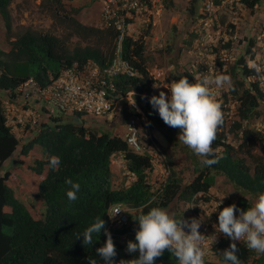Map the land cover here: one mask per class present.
I'll use <instances>...</instances> for the list:
<instances>
[{
  "label": "trees",
  "instance_id": "16d2710c",
  "mask_svg": "<svg viewBox=\"0 0 264 264\" xmlns=\"http://www.w3.org/2000/svg\"><path fill=\"white\" fill-rule=\"evenodd\" d=\"M65 1L42 0V4L53 8L63 16L69 28L83 39H96V46L68 49L65 41L50 34L26 29L15 40L10 42L9 51L0 50V173L3 164L17 152L19 163L27 158L35 147L40 148L43 160H37L29 173L23 174L24 181L37 183V193L44 205L40 218L18 200L13 189L7 184L9 174L0 175V264H103L96 255V248L101 247L106 236L96 234L95 245L84 246L81 239H75L96 217L105 220L107 229L110 224L109 211L112 206L121 204L129 209V225L124 230L111 229L113 243L117 255L116 264H131L133 254L128 253V241L135 240L138 224L135 218L151 207L166 210L175 202L188 205L193 199L210 202V190L216 184L218 176L224 177L233 191L239 195L227 206L235 203L241 210L252 207L251 197L258 198L264 193V162H256L250 168L245 157L251 158L253 150L259 145L264 151V136L256 131L242 127L241 122L258 117V107L264 103V93L257 82H248L255 71L248 68L245 57L253 58V41H249L245 52L230 67L232 87L228 95L238 101L237 116L231 131L240 132L237 145L225 141V135L217 133L211 147L222 159L215 165L202 167L200 161L204 157H193V176L189 183H184L174 169L171 158H168L169 175L153 192L148 175L153 169L152 158L148 154L134 153L124 139L113 135L111 130H100L85 127L83 120L71 122L67 116L59 115L41 119L34 129L25 131L29 140L20 144L11 127L7 124L3 101L12 97L14 91L28 79L35 80L39 86H46L62 70L73 63L83 64L88 60L104 66L114 55L117 33L112 29L87 26L74 18L79 10L71 9L67 13ZM12 0H0V17L9 33L11 16L9 6ZM216 4L218 3L215 0ZM242 6L253 11L264 0H239ZM198 0H191L188 13L196 15ZM151 24L143 31V35L133 40L124 37L121 43V54L135 73L133 77H118L116 86L121 94L132 93L136 107L126 102L121 109L120 119L125 123L130 118H141L145 128L156 131L174 146L179 133L178 128L167 126L158 113L151 108L148 99L154 92L152 87L159 85L148 68L145 39L150 35ZM104 43L101 47L100 43ZM230 45L226 44V48ZM187 76L195 82L187 71L171 73L167 80L175 81ZM116 155L122 156L123 166L134 181L129 186H115L117 175L111 168ZM241 155V156H239ZM52 156L60 158L55 169L49 167ZM245 156V157H243ZM71 179L81 185L77 199L69 201L66 191L70 186L65 183ZM156 196L154 199L153 197ZM196 201V200H195ZM132 211V212H131ZM182 214H174L179 218ZM109 231V230H108ZM125 235L121 241L120 236ZM233 242L224 239L216 247L213 258L205 260L206 264H224L223 252ZM238 256L242 264H264V254L247 252L245 245L237 244ZM155 264H178L177 258L167 250L157 258Z\"/></svg>",
  "mask_w": 264,
  "mask_h": 264
},
{
  "label": "rangeland",
  "instance_id": "374dc122",
  "mask_svg": "<svg viewBox=\"0 0 264 264\" xmlns=\"http://www.w3.org/2000/svg\"><path fill=\"white\" fill-rule=\"evenodd\" d=\"M212 2V6L209 4ZM198 0L196 5V15L189 16L191 0H157L156 7L160 8V15L151 25L150 35L145 39L146 56L148 58V68L159 84L167 82L171 73L182 72L191 69L194 65L196 71L193 79L198 82L203 74L214 76L217 74H227L230 76V67L245 52L249 41H253V58L245 57L246 65L255 61L264 68V2L253 11L246 9L239 0ZM67 13L71 9H78L79 12L74 18L87 26L101 27L100 12L102 4L99 0H71L65 1ZM11 16V30L8 33L0 17V50L9 51L10 42L30 29L36 32L50 33L66 42L68 49L72 51L77 47L96 46V39H83L69 28L63 16L53 8L42 4V0H12L9 6ZM147 22L138 23V29L133 35L138 39L147 28ZM104 47V43H100ZM226 44L230 46L226 48ZM249 68V67H248ZM232 80V78H231ZM248 82H257L264 93V73L247 78ZM162 87V86H161ZM228 88L211 87L214 98L222 104L224 113V123L218 129L219 134L225 135L226 143L237 145V135L240 132L232 130L233 123L239 121L237 116L238 101L228 95ZM160 91L166 90L162 87L153 90V95H158ZM167 94V93H166ZM4 93L0 91V97ZM124 104V103H123ZM123 107V105H122ZM140 112L139 109H136ZM258 117L241 122L242 127L261 133L264 136V103H260ZM121 111L110 113L103 118L86 119L84 126L111 130L113 135L123 138V126L120 119ZM68 119L73 122L72 117ZM139 124V141L144 148V154L152 158L153 169L148 175L149 183L153 188L158 187L169 175L168 158H171L174 169L182 178L183 182L189 183L193 176V157L191 149L183 145L178 140L174 146L156 131L145 128L141 118H134ZM20 144L29 140V134L25 131L15 132ZM13 154L2 166L1 173L8 172L7 184L13 189L18 200L22 202L36 218H40L44 212V205L37 193V183L25 182L23 174L29 173V169L34 167L37 160H43L44 156L40 148L35 147L30 155L19 163V154ZM253 156L245 160L250 168L256 162H264V151L256 144ZM241 156V155H239ZM199 157V156H197ZM111 168L117 175L115 186H129L134 177L128 174L123 166L122 156L116 155L111 162ZM225 196V197H224ZM211 201L206 202L213 206L219 203L227 204L234 201L239 195L233 191L230 184L224 177L218 176L216 184L210 190ZM254 206L257 198H250ZM204 201H194L195 205L204 204ZM189 204L175 202L165 211L170 215L186 213ZM186 209V210H185ZM185 210V211H184ZM132 212V211H131Z\"/></svg>",
  "mask_w": 264,
  "mask_h": 264
},
{
  "label": "clouds",
  "instance_id": "9594fccd",
  "mask_svg": "<svg viewBox=\"0 0 264 264\" xmlns=\"http://www.w3.org/2000/svg\"><path fill=\"white\" fill-rule=\"evenodd\" d=\"M248 67L257 74L264 73V68L255 61L250 62ZM212 86L231 88V77L227 74H203L198 82H190L184 76L168 86L163 85L170 94L160 91L158 95L142 97L148 99L151 108L167 126L179 129L178 140L183 145L190 148L195 155L204 157L200 161L202 167L215 165L222 159L211 147L217 138L218 129L224 123L222 104L214 98ZM154 87L159 88L160 85ZM131 104L135 106V101ZM59 163V157H50V168L55 169ZM65 183L70 186V190L66 191L67 199L76 200L81 185L71 179H66ZM135 221L138 224L135 240L127 243L128 253L134 255L130 260L131 264H155L165 250L177 258L178 264H206L203 247L206 237L199 231L201 219H185L183 214L176 218L160 207H151L138 215ZM105 223L102 217H96L82 233L76 234L75 239H81L84 246H94L97 242L95 235L100 236L103 233L106 240L101 247L96 248V255L103 264H116V248ZM214 228L217 233L231 241H240L243 238L247 249L264 254V193L246 211L241 210L235 203L223 207L218 213V224ZM223 257L224 264H242L235 243L224 250ZM123 262L121 260L119 264ZM91 264H97V261L92 260Z\"/></svg>",
  "mask_w": 264,
  "mask_h": 264
},
{
  "label": "built area",
  "instance_id": "2783aa9c",
  "mask_svg": "<svg viewBox=\"0 0 264 264\" xmlns=\"http://www.w3.org/2000/svg\"><path fill=\"white\" fill-rule=\"evenodd\" d=\"M102 4L100 12L101 27L112 29L117 33L113 57L104 66L88 60L83 64L73 63L72 66L62 70L46 86H39L33 80L28 79L20 85L12 97L3 101L7 124L12 131H27L38 126L41 119L65 115L74 120H86L88 118H103L110 113L121 111L123 103L133 106L132 93L121 94L116 86L118 77L135 76L130 64L123 59L121 54V43L124 37L133 40L138 29V23L154 24L155 19L160 15V8L156 7L157 0H99ZM212 6V2L209 4ZM147 24V27L148 25ZM139 39V38H138ZM196 71L194 65L188 70L192 76ZM174 79H170L161 86L170 85ZM152 87L158 90L162 87ZM164 88V87H163ZM167 94L169 90L164 88ZM123 138L129 148L136 154H144V148L139 141V124L136 119L130 118L123 126ZM162 184V183H161ZM160 184V185H161ZM159 185V186H160ZM151 189L156 192L159 188ZM158 192H156V196ZM154 196L153 199L156 197ZM193 199L189 203V209L183 214V218L201 219L199 231L206 237L203 242L206 255L205 260L213 258L216 247L224 239H229L223 234L217 233L214 225L218 224V213L226 204L213 206L204 204L195 205ZM119 211L116 215L115 213ZM129 209L121 204L112 206L109 211L110 224L107 230H124L129 225ZM115 215L114 217H111ZM238 215V213H236ZM113 237V234H111ZM215 237V239H214ZM125 240V235L120 236ZM236 245L244 244L243 238L240 241H232ZM246 247V246H245ZM247 252L249 250L246 247ZM255 252V251H254ZM257 253V252H255Z\"/></svg>",
  "mask_w": 264,
  "mask_h": 264
},
{
  "label": "crops",
  "instance_id": "0c3cea01",
  "mask_svg": "<svg viewBox=\"0 0 264 264\" xmlns=\"http://www.w3.org/2000/svg\"><path fill=\"white\" fill-rule=\"evenodd\" d=\"M4 96H5V94H4ZM4 96H3V98H4Z\"/></svg>",
  "mask_w": 264,
  "mask_h": 264
}]
</instances>
